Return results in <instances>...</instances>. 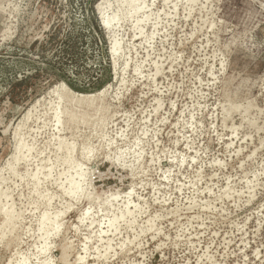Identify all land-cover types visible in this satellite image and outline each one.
Here are the masks:
<instances>
[{
    "label": "rangeland",
    "instance_id": "rangeland-1",
    "mask_svg": "<svg viewBox=\"0 0 264 264\" xmlns=\"http://www.w3.org/2000/svg\"><path fill=\"white\" fill-rule=\"evenodd\" d=\"M64 253L264 264V0H0V264Z\"/></svg>",
    "mask_w": 264,
    "mask_h": 264
},
{
    "label": "bare ground",
    "instance_id": "bare-ground-1",
    "mask_svg": "<svg viewBox=\"0 0 264 264\" xmlns=\"http://www.w3.org/2000/svg\"><path fill=\"white\" fill-rule=\"evenodd\" d=\"M99 20L101 22L100 23L101 24V27L105 31H108L109 30V27H110V22L107 19H105L104 17H102V15H100ZM116 50H117V43L116 42H112L111 43V53L112 54H115ZM105 92H106V90L100 92L97 95H92V96H89V97L87 96L86 98H82L81 97V98H79V101H86L88 104H92L95 101L96 98H102L104 96ZM74 96H75V94H74ZM75 97H79V96H75ZM46 221H47V218L44 217L43 218V221H42V224L46 223ZM115 221H116V219H113L112 222H115ZM64 252H65V250H64ZM79 260H81V259H79ZM63 262H64V264H68L66 262V260H65V253L63 254Z\"/></svg>",
    "mask_w": 264,
    "mask_h": 264
},
{
    "label": "trees",
    "instance_id": "trees-1",
    "mask_svg": "<svg viewBox=\"0 0 264 264\" xmlns=\"http://www.w3.org/2000/svg\"><path fill=\"white\" fill-rule=\"evenodd\" d=\"M66 85H68V87H70V89H73L74 91H76L71 83L68 82ZM77 92L83 93V92H79V91H77Z\"/></svg>",
    "mask_w": 264,
    "mask_h": 264
}]
</instances>
